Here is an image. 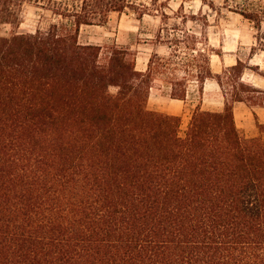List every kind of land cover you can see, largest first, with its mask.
I'll return each instance as SVG.
<instances>
[{
    "label": "trees",
    "instance_id": "trees-1",
    "mask_svg": "<svg viewBox=\"0 0 264 264\" xmlns=\"http://www.w3.org/2000/svg\"><path fill=\"white\" fill-rule=\"evenodd\" d=\"M25 4L55 18L20 34ZM155 2L0 0V264H264V139L244 137L235 103L264 107V67L240 59L214 73L206 32L164 22L163 53L135 67L128 47L81 44L108 13L140 20ZM242 15L259 27L264 0ZM264 52V35L256 37ZM254 50L255 48L252 47ZM214 79L221 111L180 118L147 108L163 89L184 101ZM264 132V124H258Z\"/></svg>",
    "mask_w": 264,
    "mask_h": 264
},
{
    "label": "rangeland",
    "instance_id": "rangeland-1",
    "mask_svg": "<svg viewBox=\"0 0 264 264\" xmlns=\"http://www.w3.org/2000/svg\"><path fill=\"white\" fill-rule=\"evenodd\" d=\"M145 4L155 2L161 5L169 19L164 21L160 12L150 11L140 20L130 10L122 13L110 12L106 22L100 25H83L79 29L78 42L81 44L99 45L101 47L117 45L136 51L135 67L144 70L151 53H163L164 48L155 45L151 39L162 27L164 22L171 27L179 23V16L201 15L198 23L187 22L188 28L194 27L197 32L204 29L213 49L220 50L221 56L212 54L211 67L214 73H219L223 67L235 64L236 59L246 66L258 65L264 67V52L258 50L256 37L264 35V18L259 27L253 21L246 19L242 13L248 9H258L260 0H134ZM21 22L14 29L20 34L34 32L37 28H46L55 18L50 11L25 4L22 8ZM12 32L9 25L0 24V35L8 36ZM252 47L255 49L253 50ZM244 79L261 84L260 79L252 71L245 69ZM161 88L150 91L147 108L167 115L180 118L182 133L192 112L199 108L205 111H221L223 106L220 89L214 79L204 83L200 96L194 86L189 88L184 101L169 98ZM236 105V106H235ZM233 114L235 124L246 138L262 137L264 132L258 129L259 123L251 115L256 107H248L244 103H235Z\"/></svg>",
    "mask_w": 264,
    "mask_h": 264
},
{
    "label": "crops",
    "instance_id": "crops-1",
    "mask_svg": "<svg viewBox=\"0 0 264 264\" xmlns=\"http://www.w3.org/2000/svg\"><path fill=\"white\" fill-rule=\"evenodd\" d=\"M259 79H260L259 82H261V84L256 83L254 81H252V84H254L255 86H257L259 88H264V80L261 79V78H259ZM238 104H240V103H238ZM235 106H234V108H235ZM251 115L259 123H264V107H256V108H253V111H251Z\"/></svg>",
    "mask_w": 264,
    "mask_h": 264
}]
</instances>
